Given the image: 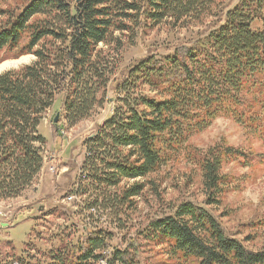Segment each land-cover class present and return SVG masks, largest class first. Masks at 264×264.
Segmentation results:
<instances>
[{
	"label": "trees",
	"instance_id": "16d2710c",
	"mask_svg": "<svg viewBox=\"0 0 264 264\" xmlns=\"http://www.w3.org/2000/svg\"><path fill=\"white\" fill-rule=\"evenodd\" d=\"M224 4L23 0L13 9L0 7V17L6 18L0 26V64L10 57L36 59L0 76V198L20 197L41 173L40 146L46 139L40 127L56 104L62 105L55 125L59 136L63 119L74 126L104 107L116 71L98 50L100 45L113 46L117 32H135L141 24L149 30L167 22L190 26L213 13L216 21L195 40L135 61L114 81L118 105L87 140L73 194L93 199L87 209L124 214L145 189L136 181L184 158L200 173L205 206H215L235 188L232 177L223 173L226 165L264 172V152L224 142L206 150L190 144L214 121L228 118L264 148V0ZM124 182L134 183L121 188ZM205 206L182 202L139 231L150 251L164 258L157 264H264V248L250 250L227 234ZM110 236L103 230H85L81 243L52 251L49 264H97ZM132 249L134 244L115 250L109 263L137 264Z\"/></svg>",
	"mask_w": 264,
	"mask_h": 264
},
{
	"label": "rangeland",
	"instance_id": "374dc122",
	"mask_svg": "<svg viewBox=\"0 0 264 264\" xmlns=\"http://www.w3.org/2000/svg\"><path fill=\"white\" fill-rule=\"evenodd\" d=\"M23 0H0V7L13 9ZM225 6L236 0H223ZM218 12H216V15ZM208 17L201 23L182 26L162 23L154 29L143 24L135 26V32H117L118 41L112 45H100L99 51L109 57L116 74L106 91L104 107L97 108L91 118L74 126L63 119L59 128L53 123L62 105L56 104L44 116L40 133L45 137L41 145L44 165L35 183L20 197L0 198V264H49V254L63 246L73 247L81 243L85 230H103L110 233L109 247L100 251L102 257L111 259L115 250H127L130 244L136 246L131 254L137 264H157L161 258L139 239V231L152 219L173 212L174 207L185 201L205 206V192L200 173L184 158L170 163L157 173L135 183H143L145 189L135 198L131 211L112 215L109 211L98 210L96 215L87 212V204L92 198H68L76 191L78 177L84 166L87 140L93 138L97 127L112 117L119 94H116L115 80H120L127 68L135 61L148 55H162L172 52L196 39L199 33L211 27L217 16ZM40 18V17H38ZM6 22L0 17V26ZM25 59V63L7 69L17 71L35 62L32 55L19 59L8 58L6 64ZM220 142L239 147L245 151L264 152L262 144L246 134L244 128L228 118H219L200 134L195 135L190 144L206 150ZM55 169L54 172L50 168ZM231 163L223 168V173L233 179V188L220 205L205 206L218 218L225 232L244 243L253 251L264 248V172ZM124 182L121 188L133 185ZM90 199V200H89ZM107 253V256H106ZM110 254V255H108Z\"/></svg>",
	"mask_w": 264,
	"mask_h": 264
},
{
	"label": "built area",
	"instance_id": "2783aa9c",
	"mask_svg": "<svg viewBox=\"0 0 264 264\" xmlns=\"http://www.w3.org/2000/svg\"><path fill=\"white\" fill-rule=\"evenodd\" d=\"M50 171L51 172H54L55 171V169L53 168V167H51L50 168ZM75 197L77 198V196L76 195H71L69 198H68V200L69 201H72L73 199H75ZM98 210H97V208L96 207H92V208H89V209H87V212H89L90 214H93V215H96L97 213H99V212H97ZM108 255H110V254H108ZM106 256H107V253H106ZM110 257H111V255H110ZM109 259H107V258H102V259H100L98 262H97V264H110L109 263Z\"/></svg>",
	"mask_w": 264,
	"mask_h": 264
},
{
	"label": "bare ground",
	"instance_id": "6f19581e",
	"mask_svg": "<svg viewBox=\"0 0 264 264\" xmlns=\"http://www.w3.org/2000/svg\"><path fill=\"white\" fill-rule=\"evenodd\" d=\"M25 61H26L25 59H22V60H19L17 62H11V63L3 64V65L0 66V73L5 71V70H7V69L16 68V67L24 64Z\"/></svg>",
	"mask_w": 264,
	"mask_h": 264
},
{
	"label": "water",
	"instance_id": "95a60500",
	"mask_svg": "<svg viewBox=\"0 0 264 264\" xmlns=\"http://www.w3.org/2000/svg\"><path fill=\"white\" fill-rule=\"evenodd\" d=\"M80 1V0H78ZM59 118H60V115L58 114L56 117H55V120H54V124H57L59 122Z\"/></svg>",
	"mask_w": 264,
	"mask_h": 264
}]
</instances>
